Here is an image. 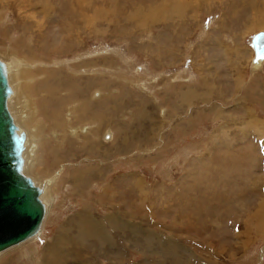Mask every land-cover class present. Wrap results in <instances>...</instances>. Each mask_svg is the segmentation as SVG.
<instances>
[{"label": "rangeland", "instance_id": "374dc122", "mask_svg": "<svg viewBox=\"0 0 264 264\" xmlns=\"http://www.w3.org/2000/svg\"><path fill=\"white\" fill-rule=\"evenodd\" d=\"M263 21L264 0H0L32 174L57 179L0 264H264Z\"/></svg>", "mask_w": 264, "mask_h": 264}, {"label": "water", "instance_id": "95a60500", "mask_svg": "<svg viewBox=\"0 0 264 264\" xmlns=\"http://www.w3.org/2000/svg\"><path fill=\"white\" fill-rule=\"evenodd\" d=\"M253 47L264 50V32L254 35ZM12 93L0 59V253L35 237L46 214L42 188L23 173L26 134L8 109Z\"/></svg>", "mask_w": 264, "mask_h": 264}, {"label": "bare ground", "instance_id": "6f19581e", "mask_svg": "<svg viewBox=\"0 0 264 264\" xmlns=\"http://www.w3.org/2000/svg\"><path fill=\"white\" fill-rule=\"evenodd\" d=\"M176 6H178V10H184V8L182 7V4L181 5L179 4ZM175 9L177 10V7H175ZM173 11L174 10H172V12ZM177 13H180V12L178 11ZM254 53H255V51H254ZM254 56L255 57L253 59V63H254V66L257 67V69H258V67H260L261 65H264V50L262 52H260L259 54H256V55L254 54ZM0 59L6 65L8 82H9L10 87L12 88V91H13L12 95L8 99V109H9V111L13 117L14 122L16 123V125L18 126L20 131H24V133L26 134V140L24 143L25 150L23 152V158H24V162H25L24 167H23V173L25 175L29 176L34 181V183L36 185H38L42 188L43 193L41 195V199H42V202L44 203L45 208H46V214H45L44 221L41 225L40 232L37 235H35V237L28 239V240L24 241L23 243H21L17 246L11 247L8 250L0 253V258H1L7 253H9L13 250H16V249L32 242V241H35L42 234L44 223L46 221L50 207L53 205L49 191H53V188L57 183V179H55V178L53 179L52 177L40 179V178L35 177L32 174L33 165L35 166L36 163H38V165H40V160H39L40 158L38 156V150H37L38 146L36 144V141L38 142V139H39L38 138L39 132H40L39 131V123H41L42 120L40 118H38L36 104H34L33 102H29V101L25 100L24 98H22L24 95L26 96V94L28 92L27 91L28 88H27V86H26V89H25V86H23V88H21V83H20L21 78H24L22 81H25V82L26 81H28V82L32 81V79H29V77H24L26 75V72L29 69V65H24V63L21 61V59L19 60L18 58L16 59L14 57H6L2 54H0ZM20 96H22V97H20ZM186 99L187 98H185V100ZM34 102H36V101H34ZM72 105H73V103H72ZM34 106H36V107H34ZM249 121L253 122L254 120L251 118V120L249 119ZM254 123H255V121H254ZM42 124L44 125V123H42ZM255 124L257 126L258 123H255ZM26 125H28V126L26 127ZM37 125H38V127H36ZM257 212H258L257 213L258 216L263 215L264 214V206H260ZM88 216H90V215L88 214ZM86 217H87L86 212H84V215L82 216V220L85 219ZM84 232L85 231L82 230V233H84ZM92 233H95L98 235V237H95V239H97V240H99L103 234V233H97L95 231L92 232V231L87 229V234L85 232V237L89 238V236ZM47 250H48L47 253L50 256V252L52 250H50V249H47ZM44 256H45L44 259H46L48 257L46 255H44ZM3 264H5V262ZM40 264H44V263L41 262ZM45 264H47L46 261H45Z\"/></svg>", "mask_w": 264, "mask_h": 264}]
</instances>
